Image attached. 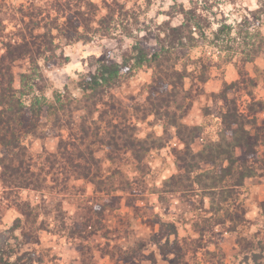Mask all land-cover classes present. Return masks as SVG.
I'll return each instance as SVG.
<instances>
[{
	"label": "rangeland",
	"instance_id": "374dc122",
	"mask_svg": "<svg viewBox=\"0 0 264 264\" xmlns=\"http://www.w3.org/2000/svg\"><path fill=\"white\" fill-rule=\"evenodd\" d=\"M210 4L203 13L212 25L204 43L166 50L169 25L183 22L180 10L191 8L190 0H0V60L8 43L25 42L31 50L14 63V88H23L26 74L33 88L27 103L39 96L57 109L25 140L30 155L48 171L46 158L58 154L63 138L74 145L70 152L91 150L101 161L97 167L84 161L89 179L68 188L61 164L37 190L11 191L0 182V264H171L176 256L168 250L183 238L190 244L188 264H264L258 248L264 243V171L234 188L231 207L246 213L235 233L217 227L200 237L194 226L212 215L211 200L197 185L177 193L166 186L179 173L180 130L197 153L219 139L224 99L240 114L264 104V54L246 61L264 45V15L255 17L259 0ZM225 25L231 31L212 41ZM137 44L159 58L139 65ZM101 63L116 64L117 80L92 89ZM127 140L136 147L122 148ZM263 152L264 146L259 159ZM5 156L0 145V160ZM21 202L33 207L34 226L19 211ZM241 239L255 242L262 256L255 258Z\"/></svg>",
	"mask_w": 264,
	"mask_h": 264
},
{
	"label": "trees",
	"instance_id": "16d2710c",
	"mask_svg": "<svg viewBox=\"0 0 264 264\" xmlns=\"http://www.w3.org/2000/svg\"><path fill=\"white\" fill-rule=\"evenodd\" d=\"M190 1L191 8L183 6L180 10L183 22L175 27L169 25L167 38L171 41V47L167 46L166 50L170 48L174 50L195 48L207 39L206 31L212 25L203 13L208 11L211 7L210 3L214 0ZM259 5L261 6L255 12V17L259 12L264 15V0H259ZM226 28L231 31V28L225 25L221 30L212 33L211 40L220 41V36L224 34ZM242 34L243 31L239 33L241 36ZM257 36H261V34L258 33ZM27 46L25 42L8 43V45H5L6 54L0 60V145L6 152L5 158L0 160V182L6 189L11 191L37 190L42 187V184L46 183L47 175L51 174L49 171H53L58 164H61L62 171H64L62 175L65 177L62 185L68 188L72 182L89 179L91 171L86 172L85 165L90 163V165L97 167L101 165V161L94 157L95 153L91 150L82 153L74 149L70 152L68 150L69 146L71 148L75 147L63 138L58 148V154H48L46 158V163L49 164L48 171L45 170V167L39 166L37 160L30 155L25 140L29 136L36 135L45 125V121L52 117L57 109L54 110V106L47 104L46 100L41 101L43 97L39 96H33L32 100L27 103L26 98L30 96L28 92L33 88L28 85L29 81L26 74L21 76L23 88L20 90L14 88V63L21 59L23 55L26 56L31 53ZM263 47L251 50L246 61L249 63L254 62L258 56L264 54ZM134 49L136 53L140 54L139 65L150 62L152 59L157 60L161 54H147L140 44H137ZM166 50L165 47L161 46L160 52ZM251 52L253 55H251ZM101 64L99 77H95V81L91 86L92 89L98 88L104 83L108 85L117 80L119 70L116 68V64L113 67L105 63ZM244 75L246 73L243 68H239L240 79H243ZM26 87L28 88L27 91L25 90ZM38 90L42 91L41 89ZM223 101L225 102L224 108L222 110L219 108L217 117L222 119L224 128L216 142H207L200 152L195 153L191 147V140H187L185 133L179 131V138L177 137V139L185 146L184 150L180 152L175 149L179 173L172 176L166 183L167 188L172 193L191 192L197 185L205 191V197L211 200L210 213L212 215L203 217L202 225L196 223L194 226L195 232L200 237H204L206 232H215L217 227H227L229 232L235 233L239 232L240 227L245 226V210L241 209L239 205H236L235 209L231 207L230 202L237 200L234 195V188L242 187L246 179L262 175L263 173L259 171H264V152L261 159H259L258 153L259 149L264 146V119L261 122L257 119L259 112L260 114L264 113V104L257 102L254 105L255 107L249 108L250 110L247 111L251 112L250 114H240L237 108L233 107L227 99ZM59 107H64V105L60 104ZM81 132L84 133L83 135L86 133L84 128ZM86 136L89 137L90 133H87ZM124 136L130 138L127 133ZM121 147L129 150L131 147H136V144L133 140H127L121 144ZM119 148L118 145L117 149ZM237 149L241 152L240 156L236 155ZM112 158V155L109 156V160H112ZM84 161L85 165L83 164ZM204 165L209 166V168L204 170ZM16 201L18 204V200ZM21 203L18 208L19 211L29 222L32 221L34 226L36 222L32 218L33 207L27 202ZM257 234L261 235V233ZM261 240H258V244L262 242ZM181 241L175 242L174 248L168 250L176 256L171 264H188L185 256L189 252L190 244L187 239L183 238ZM239 244L249 246L255 258H260L262 256L260 253H264V243L258 245L260 253L254 250L255 242L241 239Z\"/></svg>",
	"mask_w": 264,
	"mask_h": 264
}]
</instances>
